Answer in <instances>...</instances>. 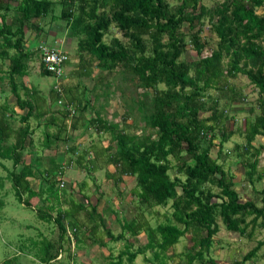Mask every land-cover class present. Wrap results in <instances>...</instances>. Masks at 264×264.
<instances>
[{
  "label": "trees",
  "instance_id": "obj_1",
  "mask_svg": "<svg viewBox=\"0 0 264 264\" xmlns=\"http://www.w3.org/2000/svg\"><path fill=\"white\" fill-rule=\"evenodd\" d=\"M55 6L57 18L64 22V36L75 40L71 56L52 40L24 49V29L42 34L33 20L51 15ZM9 11L14 14L6 23ZM58 47L65 60L62 75L55 79L43 70L39 49ZM188 49L195 58L185 61ZM33 55L38 72L55 79L46 95L22 81ZM4 61L7 67L0 81L8 86L15 108L25 112L16 114L14 107L0 101V160L11 162L6 177L17 200L27 207L38 200L35 215L56 230L54 240L44 241L40 248L32 246L37 247L39 264H76L74 250L81 252L93 243L104 246L101 233L111 242H124L123 250L115 257L108 255L104 264L123 260L133 264L136 256L145 263L167 264L169 250L186 236L189 245L179 254L183 264H205L212 262L208 255L220 225L247 239L255 227L264 226V189L254 188L262 179L257 164L264 152V0H213L208 5L202 0H0V73ZM116 74L126 76L138 91L132 103L143 124L139 134L126 131L131 107L119 121L106 120L84 99L85 86L78 92L70 90L77 89V83L65 86L66 79H90L89 92L99 89L101 95H113L111 78ZM239 75L255 98L245 113L243 130H227L224 123L234 119L227 110L246 102L231 83ZM86 109L95 114L86 120L85 129L92 127L97 137L107 134V144L93 143L77 152L65 145V151L75 155L64 165L87 173L104 170L113 186L124 177L134 181L129 195L134 197L135 214L122 221L116 235L104 226L94 205L67 200V193H59L62 167L51 165L50 171L35 173L33 162L21 160V153L32 146L30 119L42 127L41 145L49 148L68 141V131L76 129ZM234 134L242 142L224 150L223 144ZM256 137L263 138L258 147L253 145ZM214 146L216 156L211 157ZM229 158L241 166L243 186L250 188L253 198L240 201L226 163ZM0 167L6 169L1 163ZM34 178L39 183L36 189L30 185ZM84 184L81 181L77 191ZM66 202L63 209L61 203ZM166 206L169 213L155 210ZM139 236L144 243L132 249ZM261 248L264 240L232 264H256Z\"/></svg>",
  "mask_w": 264,
  "mask_h": 264
},
{
  "label": "rangeland",
  "instance_id": "obj_2",
  "mask_svg": "<svg viewBox=\"0 0 264 264\" xmlns=\"http://www.w3.org/2000/svg\"><path fill=\"white\" fill-rule=\"evenodd\" d=\"M204 4L208 5L213 0H202ZM10 5L14 6V2H10ZM58 6L54 7V11L51 15L39 19L33 20L38 28L43 30V33L35 32L31 28L24 29V49L31 48L36 42H45L46 44L56 43L58 46H63L65 51L70 54L75 50V40L67 39L64 36V22L57 18ZM13 12L9 11L6 14V23H9ZM32 21V20H31ZM45 34L46 36L42 37ZM114 36L119 38V34L112 32ZM39 36V38H38ZM44 39V40H43ZM109 38L105 37V41ZM52 40V43H51ZM185 61H190L195 58L194 53L191 50H187L183 56ZM38 59L36 57L31 58L28 63L29 73L22 79L26 87L33 86L35 89L39 90L41 94L46 95L48 89L55 82L52 76H44L38 72ZM7 67V61L3 62L2 72L0 77L3 78V69ZM96 70H93V74ZM77 83V89H70L72 91L78 92L81 89V85L85 86L87 93L85 98L89 100V105L93 110H96L100 117L106 120L119 121V117L125 110L131 107L132 112L129 113L127 118V132H132L139 134L143 128V124L140 119V115L135 110V105L132 100H135L136 93L138 91L134 89L132 84L127 80L126 76H120L116 74L111 78L112 86L110 90H113V95L108 94V96L101 95L99 89L88 91L91 89L90 79H66L65 86L72 87ZM231 83L237 87L242 95L245 96V104L234 105L231 109L227 110L229 115H233L234 119L228 120L224 123V127L227 130L238 128L243 130V123L245 113L248 109L249 103L254 100L255 92L251 90L247 80L239 75L237 78L231 80ZM5 81H0V101H5L10 106L14 107L16 114H23L25 111H19L14 106V99L11 94L8 93V86L5 85ZM70 92L73 94V92ZM210 93H213L210 91ZM98 95L97 100H94L93 96ZM214 96L217 93H213ZM94 112L87 110L82 115V118L77 119V127L75 130L68 131V141L67 142H54L49 148H43L41 145V132L42 127H36L37 124L33 119L29 120V124L33 134L31 136L32 146L24 150L21 153V160L23 162L29 163L33 162V166L36 168L35 173L42 170L50 171L51 165H57L56 167H62L61 172L58 174V178L63 183L62 188L59 189V193H67L65 199L70 197L73 201H78V203H84L94 205L96 210L102 213L103 224L106 226L112 235H116L120 232V226L122 221L129 220L135 214V201L134 197H130L129 191L134 186V181L124 177L122 182L118 186H113L110 180L105 179L103 176V171H96L93 173H87L80 167L76 169L66 168L64 163L68 161V158H74L73 153H67L65 151L66 146H74L75 151H79L83 148L97 143L102 147L106 146L108 136L107 134H102L97 137L93 128L88 126L85 129L84 123L87 119L94 116ZM207 114H199V117H205ZM75 116V115H74ZM16 121V117H14ZM15 126L16 123L14 122ZM97 141L100 144H98ZM242 139L238 134L231 136L228 141L223 144V149H231L234 143H241ZM216 144V141H214ZM263 144V138L256 137L253 141V145L258 147ZM217 147L214 146L210 150V156H216ZM0 163L7 169L0 167V264H39L36 257L37 247H41L44 241H51L56 238V230L51 223H46L37 218L34 212V207L39 206L40 202L31 201V206L27 207L21 204L14 195V190L11 188V183L7 179V172L11 171V162L0 160ZM89 164L88 162H86ZM226 163L230 167V171L233 175V188L239 194L240 201L248 200L253 198L251 195L250 188L242 182L243 170L241 166L234 162L233 158H229ZM73 166V164H72ZM18 169V167H16ZM107 170L112 171L113 167L107 165ZM257 172L262 174V179L258 183L254 184V188L264 189V152H261L258 156ZM256 172V173H257ZM83 181L85 186L79 192L78 185ZM30 185L33 189H36L38 182L36 179L30 180ZM60 186V185H59ZM61 187V186H60ZM63 191V192H62ZM117 191L122 193L121 197H117ZM63 195V194H61ZM251 196V197H250ZM26 197V195H24ZM23 197V198H24ZM120 200V201H119ZM258 203V199L256 201ZM66 203H61V207L66 209ZM107 209V210H104ZM160 214L163 212L169 213L170 208L166 206L164 208H155ZM52 216L54 213L51 212ZM81 219V217L79 218ZM161 221V218L158 219ZM259 222V221H258ZM155 220H151L150 224L153 225ZM249 231V227L246 230ZM40 234V235H39ZM84 237L85 234H84ZM104 242V246L99 247L96 243L87 244L81 252H76L74 257V262L76 264H104L108 255L113 257L123 250V241L111 242L106 235L100 234ZM187 237L181 238L177 245L173 247V250H169L168 254L171 259L167 264H183L182 258L179 256L184 246L189 245ZM130 240V238H128ZM264 240V226L255 227L252 231V236L250 239L245 237H240L236 233L226 232L219 226V231L213 237V245L210 249L208 257L211 258L212 262H206L205 264H232L234 261L240 260V258L246 254L251 248L255 246L257 241ZM127 241V240H126ZM144 243V237L139 236L137 240L132 244V249L138 247ZM37 245L35 249L32 250V246ZM148 255V253H146ZM122 264H129L123 260ZM133 264H149L142 262L141 256H136ZM249 264V263H244ZM256 264H264V248L259 249L256 254Z\"/></svg>",
  "mask_w": 264,
  "mask_h": 264
},
{
  "label": "built area",
  "instance_id": "obj_3",
  "mask_svg": "<svg viewBox=\"0 0 264 264\" xmlns=\"http://www.w3.org/2000/svg\"><path fill=\"white\" fill-rule=\"evenodd\" d=\"M39 53L43 70L52 74L55 79H59V77L62 75L61 65L65 60L61 49L59 47L53 48L51 50L40 48ZM57 258H59V256Z\"/></svg>",
  "mask_w": 264,
  "mask_h": 264
}]
</instances>
